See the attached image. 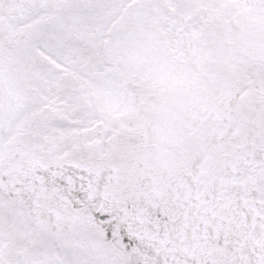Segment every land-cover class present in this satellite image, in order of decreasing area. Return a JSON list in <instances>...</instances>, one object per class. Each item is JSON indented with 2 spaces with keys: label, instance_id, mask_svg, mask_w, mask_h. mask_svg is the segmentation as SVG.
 Returning <instances> with one entry per match:
<instances>
[{
  "label": "snow or ice",
  "instance_id": "obj_1",
  "mask_svg": "<svg viewBox=\"0 0 264 264\" xmlns=\"http://www.w3.org/2000/svg\"><path fill=\"white\" fill-rule=\"evenodd\" d=\"M0 264H264V0H0Z\"/></svg>",
  "mask_w": 264,
  "mask_h": 264
}]
</instances>
